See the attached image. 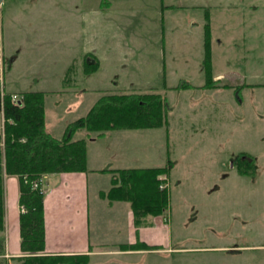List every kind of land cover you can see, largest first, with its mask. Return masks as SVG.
Wrapping results in <instances>:
<instances>
[{"label": "rangeland", "instance_id": "obj_1", "mask_svg": "<svg viewBox=\"0 0 264 264\" xmlns=\"http://www.w3.org/2000/svg\"><path fill=\"white\" fill-rule=\"evenodd\" d=\"M5 2L0 10H6ZM17 4L20 15L5 35L0 90L16 98L27 90L51 92L47 129L57 137L68 122L87 113L99 91L154 87L168 102V126L123 130L88 141L91 167L172 161L169 210L161 219L158 243L139 254L96 257L92 263L264 264V0ZM207 23L212 29V73L222 75L216 88H203ZM89 53L101 65L86 76ZM72 64V85L65 86ZM183 82L191 86L179 87ZM84 137L86 129L75 135ZM114 149L118 158L112 157ZM242 152L256 160L250 174L237 169ZM94 176L93 238L126 242L125 209L108 210L98 196L111 186V175ZM99 203L102 209L97 211Z\"/></svg>", "mask_w": 264, "mask_h": 264}, {"label": "trees", "instance_id": "obj_2", "mask_svg": "<svg viewBox=\"0 0 264 264\" xmlns=\"http://www.w3.org/2000/svg\"><path fill=\"white\" fill-rule=\"evenodd\" d=\"M204 45L206 82L203 88H216L221 79H215L212 73L210 23L205 25ZM100 65L93 53L86 54L85 75L95 73ZM74 70V64L67 69L65 86L72 85ZM188 86L191 84L183 82L179 87ZM51 94L27 90L16 98L13 93L0 90V231L5 230V178L17 176L20 180L19 203L26 210L20 216L22 255L13 258L14 264H91L88 254L46 251L45 192L35 189L33 183L53 173L94 171L88 165V141L115 130L168 126V102L154 87L140 92L99 91V97L87 113L68 122L63 136L57 137L47 129V99ZM82 129L87 130V137L76 139V133ZM236 166L242 174H250L256 170V160L251 154L242 152ZM171 170V160L154 167L102 169L101 172H110L112 177L110 188L101 191V197L110 203H128L136 227L150 225L152 218L164 216L169 210L167 183ZM5 252L6 240L0 238V256Z\"/></svg>", "mask_w": 264, "mask_h": 264}, {"label": "crops", "instance_id": "obj_3", "mask_svg": "<svg viewBox=\"0 0 264 264\" xmlns=\"http://www.w3.org/2000/svg\"><path fill=\"white\" fill-rule=\"evenodd\" d=\"M19 0H11L4 4L6 10H0L3 44L7 26L16 22L20 15L18 9ZM5 50V48H4ZM219 74L215 79L221 78ZM92 139L91 142H97L101 139H106L115 132ZM126 131V130H125ZM140 131V130H137ZM117 136V135H116ZM120 136L118 137V139ZM117 138L115 140H118ZM112 157H119V150L114 149ZM142 165L135 167H124L123 165H100L96 167L90 166L89 144H88V165L91 172H64L48 174L46 178L45 192V239L46 251L51 254H88L92 260L96 257L108 255H133L142 253L150 246L158 243L157 231L163 225L161 221L163 216H156L152 220L154 224L149 226L136 227L134 213L130 205L126 206V202L110 203L108 200L101 197V189L98 191V196L105 201L108 210L115 209L124 210L128 223L127 241L121 243H106L101 235H98V240L93 238L91 233V202H90V184L91 177L95 178L99 175H111L110 172H101L102 169H118V168H140L154 167L160 165H151L142 161ZM104 164V163H103ZM9 177V178H8ZM8 178V180H7ZM168 184V183H167ZM169 186V184H168ZM6 217L5 230L0 231V238L6 240V252L0 256V261L3 264H14L15 257L22 255L21 250V232H20V216L21 205L20 198V180L17 176H6ZM125 203V204H124ZM99 203L96 210L102 209V204ZM100 226V224H99ZM164 230V229H163ZM100 234V228H99Z\"/></svg>", "mask_w": 264, "mask_h": 264}, {"label": "built area", "instance_id": "obj_4", "mask_svg": "<svg viewBox=\"0 0 264 264\" xmlns=\"http://www.w3.org/2000/svg\"><path fill=\"white\" fill-rule=\"evenodd\" d=\"M4 68H5V50L3 44V35H2V26H1V17H0V80L3 78ZM46 178L47 176H42L38 180L34 181L33 183L34 188L46 192V186H47ZM25 210H26L25 207L21 206V213L24 212Z\"/></svg>", "mask_w": 264, "mask_h": 264}, {"label": "water", "instance_id": "obj_5", "mask_svg": "<svg viewBox=\"0 0 264 264\" xmlns=\"http://www.w3.org/2000/svg\"><path fill=\"white\" fill-rule=\"evenodd\" d=\"M3 2H4V0H0V7H1V5L3 4Z\"/></svg>", "mask_w": 264, "mask_h": 264}, {"label": "flooded vegetation", "instance_id": "obj_6", "mask_svg": "<svg viewBox=\"0 0 264 264\" xmlns=\"http://www.w3.org/2000/svg\"><path fill=\"white\" fill-rule=\"evenodd\" d=\"M240 172V171H239ZM241 173V172H240ZM243 175H246V174H243Z\"/></svg>", "mask_w": 264, "mask_h": 264}]
</instances>
